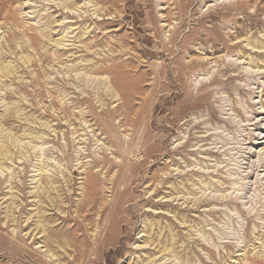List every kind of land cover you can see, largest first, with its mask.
I'll list each match as a JSON object with an SVG mask.
<instances>
[{"label": "rangeland", "instance_id": "1", "mask_svg": "<svg viewBox=\"0 0 264 264\" xmlns=\"http://www.w3.org/2000/svg\"><path fill=\"white\" fill-rule=\"evenodd\" d=\"M0 264H264V0H0Z\"/></svg>", "mask_w": 264, "mask_h": 264}, {"label": "bare ground", "instance_id": "2", "mask_svg": "<svg viewBox=\"0 0 264 264\" xmlns=\"http://www.w3.org/2000/svg\"><path fill=\"white\" fill-rule=\"evenodd\" d=\"M85 202V201H84ZM89 202V201H88ZM83 203V202H82ZM90 204L92 203L91 201L89 202ZM89 205V204H88ZM86 206V205H85ZM85 206H84V208H85ZM82 206H79V209L80 210H83L84 209ZM65 209V208H64ZM68 218H69V216H68ZM65 221V220H64Z\"/></svg>", "mask_w": 264, "mask_h": 264}]
</instances>
